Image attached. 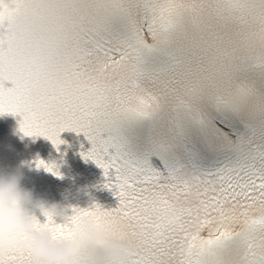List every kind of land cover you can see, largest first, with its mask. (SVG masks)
Listing matches in <instances>:
<instances>
[{
	"label": "snow or ice",
	"instance_id": "obj_1",
	"mask_svg": "<svg viewBox=\"0 0 264 264\" xmlns=\"http://www.w3.org/2000/svg\"><path fill=\"white\" fill-rule=\"evenodd\" d=\"M13 3L0 115L57 151L82 133L119 201L46 215L37 231L72 239L90 215L126 264H264V0ZM0 264L36 262L12 247Z\"/></svg>",
	"mask_w": 264,
	"mask_h": 264
},
{
	"label": "clouds",
	"instance_id": "obj_2",
	"mask_svg": "<svg viewBox=\"0 0 264 264\" xmlns=\"http://www.w3.org/2000/svg\"><path fill=\"white\" fill-rule=\"evenodd\" d=\"M14 9L13 0H2L0 12L5 17ZM24 167L21 163L12 171H0V250L23 248L36 264H126L111 241L113 230L90 215L80 217L72 239L56 240L47 230L37 231L41 217L63 221L72 206L36 196L23 185Z\"/></svg>",
	"mask_w": 264,
	"mask_h": 264
}]
</instances>
